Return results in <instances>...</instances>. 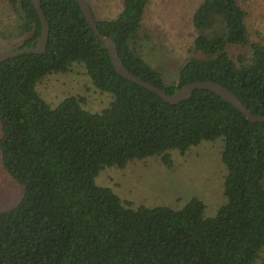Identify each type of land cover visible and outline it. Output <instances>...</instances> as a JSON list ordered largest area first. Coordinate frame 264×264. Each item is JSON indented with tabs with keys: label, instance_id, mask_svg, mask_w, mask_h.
Listing matches in <instances>:
<instances>
[{
	"label": "trees",
	"instance_id": "trees-1",
	"mask_svg": "<svg viewBox=\"0 0 264 264\" xmlns=\"http://www.w3.org/2000/svg\"><path fill=\"white\" fill-rule=\"evenodd\" d=\"M26 48L41 35L32 0H6ZM114 18L95 15L123 64L171 94L195 81L218 82L255 115H264V35L251 41L240 0H203L192 16L196 37L176 79L167 83L141 36L151 0H122ZM50 26L45 53L0 63V150L23 187L0 211V264H264V122H251L215 93L197 89L178 104L121 76L75 0H41ZM244 51L234 53L232 48ZM149 59V60H148ZM82 65L111 96L90 111L83 95L49 104L36 88L46 76ZM222 139L226 202L214 216L193 197L181 208L122 199L96 178L107 167L187 153Z\"/></svg>",
	"mask_w": 264,
	"mask_h": 264
},
{
	"label": "rangeland",
	"instance_id": "rangeland-1",
	"mask_svg": "<svg viewBox=\"0 0 264 264\" xmlns=\"http://www.w3.org/2000/svg\"><path fill=\"white\" fill-rule=\"evenodd\" d=\"M100 18H114L122 9V0H88ZM203 0H151L144 16L141 36L147 38L145 51L154 67L164 73L167 83L176 79L179 67L189 56L196 37L192 16ZM247 12L251 41L264 35V0H240ZM16 17L6 0H0V53L19 44L14 33ZM235 46L232 52L244 51ZM51 105L71 95H83L86 108L101 111L111 96L97 89L82 65L67 73L46 76L36 86ZM1 137V128H0ZM222 139L203 141L187 153L172 150L174 165L168 168L159 157L130 162L126 167H107L96 178L99 185L112 188L134 207L167 205L181 208L193 197L206 203L205 215L214 216L226 202L223 193L226 167L221 159ZM264 183V179H263ZM23 195V187L5 170L0 150V211L14 207Z\"/></svg>",
	"mask_w": 264,
	"mask_h": 264
},
{
	"label": "water",
	"instance_id": "water-1",
	"mask_svg": "<svg viewBox=\"0 0 264 264\" xmlns=\"http://www.w3.org/2000/svg\"><path fill=\"white\" fill-rule=\"evenodd\" d=\"M81 7L88 23L91 25L96 36L105 44L108 48L111 60L116 71L123 76L125 79L133 82L137 85L147 88L148 90L156 93L166 102L171 104H178L184 100H188L197 89L209 90L216 95L220 96L222 99L226 100L236 108H238L251 122H264V115H255L253 114L247 106L227 87L224 85L214 82V81H195L193 83L187 84L176 90L174 93L168 94L162 88L157 85L145 81L140 77L132 73L121 61L117 45L112 37L103 35L97 24V20L93 13V9L88 0H75ZM33 6L37 10L42 30L41 35L37 40L36 45H32L26 48H17L14 50L4 51L0 53V63L9 60L12 57H15L19 54L24 53H45L47 49V44L50 35V26L46 19V16L41 8V0H32Z\"/></svg>",
	"mask_w": 264,
	"mask_h": 264
}]
</instances>
